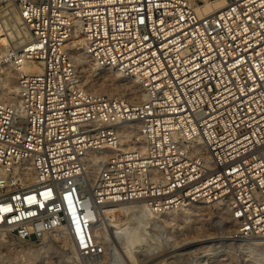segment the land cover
<instances>
[{
  "label": "built area",
  "instance_id": "built-area-1",
  "mask_svg": "<svg viewBox=\"0 0 264 264\" xmlns=\"http://www.w3.org/2000/svg\"><path fill=\"white\" fill-rule=\"evenodd\" d=\"M225 2L0 0V26L17 13L29 34L4 53L17 88L0 99V229L34 244L63 229L99 257L106 205L198 203L264 237V0ZM79 53L141 98L84 84Z\"/></svg>",
  "mask_w": 264,
  "mask_h": 264
},
{
  "label": "rangeland",
  "instance_id": "rangeland-1",
  "mask_svg": "<svg viewBox=\"0 0 264 264\" xmlns=\"http://www.w3.org/2000/svg\"><path fill=\"white\" fill-rule=\"evenodd\" d=\"M191 1L195 6L204 4L203 0ZM12 46L9 48H13ZM0 61V66L9 65L4 54H0ZM105 80L107 84L104 89L112 92V77ZM122 83L133 84L129 80ZM0 86H3L1 80ZM112 93L120 94L117 91ZM198 205L201 207L198 214L186 218L180 216L181 209L171 211L173 218L169 216L170 213L158 215L159 222L149 223L146 228H140L135 219H129L128 215L120 210H116L112 218L123 226L129 225L139 231L142 240L134 243L132 249L136 259L144 260L140 264H264V245L253 246L250 244L252 239L248 241L227 238L234 231V224L228 214L223 221H219L216 206ZM209 237L215 239L202 245L173 251L186 240ZM117 245L123 250L120 243ZM109 253L110 251L105 249V253L99 257L81 255L69 239L64 244L57 240L55 233L46 235L37 244L19 241L4 231L0 235V264H121Z\"/></svg>",
  "mask_w": 264,
  "mask_h": 264
},
{
  "label": "bare ground",
  "instance_id": "bare-ground-1",
  "mask_svg": "<svg viewBox=\"0 0 264 264\" xmlns=\"http://www.w3.org/2000/svg\"><path fill=\"white\" fill-rule=\"evenodd\" d=\"M203 3L204 4L202 5L196 4L197 10L201 14H209L216 12L223 8L226 4L225 0H203ZM28 38L29 34L22 25V19L20 15L17 13H11L9 15V18L6 17L5 23L0 26V54H4L7 49L12 45L15 46H12L13 48H21L28 40ZM75 59L79 68H83L85 69V71L87 70V72H84L82 76L84 84L89 86H95L97 89L103 90L104 88H106L105 85L107 84V80H105V78L112 77V92L117 91L118 93H120V95L126 94V96H130L133 99L141 98V94L139 93L135 83L131 85L122 83L123 81H126L128 79H126L119 71L111 68H105L99 71L97 76H95L94 74L89 73V70L91 69V64L88 58L83 53L76 54ZM0 63L2 64L1 61ZM33 66H35V68L38 70L37 63H34ZM25 67L27 70L31 68L29 64H26ZM0 80L3 82V86H0V99L9 100L8 98L10 97H12L10 99H14L16 96L17 88L16 70L10 65H8L7 67L0 66ZM97 172L98 164L95 163L91 166L88 171L90 181H94ZM216 208L218 209L219 221H223L225 215L228 213V208L226 206L220 205H217ZM180 209L182 211L180 216L186 218L193 214H198L201 211V207L196 203H190L186 206L181 207ZM116 210H120L121 212L126 213L129 219H135L140 228H146L149 223L156 224L157 222H159L157 221V218H159V216L153 214L145 205L142 204H109L103 207V210L100 213V219L98 220L97 224L93 227V232L96 237V240L98 242H101L104 248L110 251L109 254L113 258H115V260H118L121 264H138V261H140L139 264L143 263V259L138 260L135 258V252L132 249V245H134V243L136 244V242L138 241L141 242L142 236H140L139 231L134 227L132 228L129 225L123 226L121 225V223H118L115 219H113L112 217L113 215H115L114 213ZM170 212L171 211L167 213ZM169 216L172 217L173 215L170 213ZM50 233H55L57 240H59L60 242L64 244L67 243V236L63 229H57ZM50 233H47L46 235ZM231 233L232 234L228 235L227 238L246 240L243 238L236 237L233 232ZM2 234L3 230L0 229V235ZM214 239L215 237L186 240L182 243L181 246L175 248L173 251L202 245L204 243L211 242ZM112 243H114V245H112ZM117 243H120L121 247L123 246V250L119 249ZM250 244L253 246H263L264 237L254 238L252 239V242ZM77 253L79 252L77 251Z\"/></svg>",
  "mask_w": 264,
  "mask_h": 264
}]
</instances>
